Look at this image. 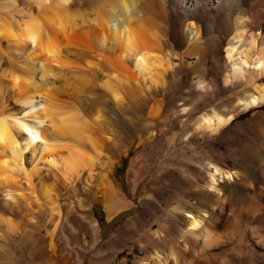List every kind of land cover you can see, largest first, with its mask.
I'll return each mask as SVG.
<instances>
[{
    "label": "bare ground",
    "instance_id": "1",
    "mask_svg": "<svg viewBox=\"0 0 264 264\" xmlns=\"http://www.w3.org/2000/svg\"><path fill=\"white\" fill-rule=\"evenodd\" d=\"M225 41L229 64L222 67L219 52ZM99 90L115 109L142 115L148 136L137 144L149 143L170 126L177 128L167 136L170 147L219 139L234 118L264 103V0H0V236L2 228L34 225L35 212L48 204L53 264H72L61 255L54 231L63 222L59 197L74 188L84 171L93 176L100 166L105 195H112V202L108 197L103 201L104 234L132 208L124 187L130 172L137 192L132 142L113 147L117 140L110 105L100 107ZM173 90L183 101L175 111L178 123L165 107L166 94ZM238 174L217 164L211 167L209 180L198 189L216 196L210 211L190 208L184 198L187 181L180 177L172 182L179 201L173 210L189 214L179 246L166 252L155 248L136 264L212 261L217 254L211 248L223 239L212 226L227 212L220 182ZM260 202L256 199L251 207L258 209ZM89 208L90 224L99 230L102 212L94 200ZM245 219L240 224L249 221ZM235 221L231 249L240 264H259L264 260L263 236L248 233L247 224L237 228ZM166 238L161 230H150L143 246Z\"/></svg>",
    "mask_w": 264,
    "mask_h": 264
},
{
    "label": "rangeland",
    "instance_id": "2",
    "mask_svg": "<svg viewBox=\"0 0 264 264\" xmlns=\"http://www.w3.org/2000/svg\"><path fill=\"white\" fill-rule=\"evenodd\" d=\"M219 60L222 67L229 64L226 41L220 44ZM218 78L222 85L221 74ZM192 82L193 76H189L190 85ZM190 85L187 84L184 87L186 94L189 93ZM179 94L178 90L166 94L165 107L171 110L170 117L175 123H178L180 118V113L175 111L183 102ZM97 95L101 98L98 99L99 103L102 100L100 107L104 104L110 105L104 92L99 90ZM228 97L233 99V95ZM76 108L82 118L86 117V122L90 121L87 113L79 105H76ZM109 108L111 127L114 129L115 140H117L113 147L121 148L124 144L132 142L130 160L133 159L137 181H139L135 185L136 195L133 193L134 183H132L135 174L130 172L124 178V187L131 196L132 208L129 209L130 212L117 218V221L115 220L104 234L107 219L103 201L105 197H108L109 202H112V195H105L108 188H105L107 185L100 177L102 172L100 166H95L93 176H90L88 171H84L83 176L80 175L77 179L75 189L66 190L59 197L63 222L54 231V242L61 255H66L72 264H122L123 262L136 264L139 259L151 255L155 248L160 252H166L170 246L178 247V239L181 230L185 228L186 217L189 214L185 211L173 210L179 201L172 182L180 177L181 180L187 181L186 186H190L187 188L189 193L184 198L190 208L194 207L193 209L197 210L198 206L210 211V205L212 201H215L216 196L211 190L202 194L198 189L206 185L209 180V171L214 164L234 169L240 174L233 179H223L220 182L227 212L214 221L212 231L219 236V239H223L221 242L219 240L217 247L211 248L217 256L206 264H240L237 255L231 249V241L236 239L231 226L232 219L240 224V219L245 216V221L247 219L249 221L241 222L249 225L248 228L245 224H240L243 225L241 228L238 223L237 228L246 227L245 230L248 233L256 231L263 236L262 244L264 245V207L262 208L264 206V103L234 118L219 138L220 140H211L207 137L201 142L192 141L183 148L169 146L168 137L177 129L175 126H170L166 134L156 135L153 138L154 142L151 140L149 143L137 144L140 137L148 136L147 124L142 115L133 109L118 110L112 105ZM191 125L192 120L189 127ZM256 199L262 202L258 209H256L258 206L251 207L256 203ZM93 200L102 212L98 218L101 225L99 230H95L89 221L91 213L89 207ZM42 208V212L38 210L35 212L36 225L34 223L32 226H24L17 229L18 231H6L2 228L0 264H53V260H50L51 250L48 238L50 233L46 232L53 228L50 220L51 212L46 203L42 204ZM252 210H254L253 213ZM15 218L19 220V214L15 215ZM150 230H161L167 237L166 240L153 247L143 246L144 237ZM222 248H230L231 251L224 253ZM260 263L264 264V260Z\"/></svg>",
    "mask_w": 264,
    "mask_h": 264
}]
</instances>
